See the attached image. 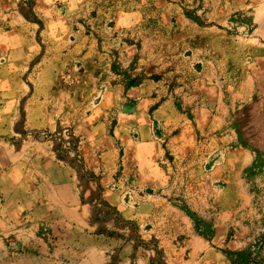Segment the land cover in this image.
<instances>
[{
  "label": "rangeland",
  "instance_id": "374dc122",
  "mask_svg": "<svg viewBox=\"0 0 264 264\" xmlns=\"http://www.w3.org/2000/svg\"><path fill=\"white\" fill-rule=\"evenodd\" d=\"M263 241L264 0H0V264Z\"/></svg>",
  "mask_w": 264,
  "mask_h": 264
},
{
  "label": "crops",
  "instance_id": "0c3cea01",
  "mask_svg": "<svg viewBox=\"0 0 264 264\" xmlns=\"http://www.w3.org/2000/svg\"><path fill=\"white\" fill-rule=\"evenodd\" d=\"M60 211L61 212L64 211V215H67L68 218L72 219L73 221H75L77 223H80V218L78 217V215L76 214V212L74 210L68 209L62 205V206H60ZM62 255H63V253H58V252L53 253L52 255H50L49 253H43V252L32 253L27 258H25V261H26V264H51L49 257L55 256V258L57 260L56 264H66V263H64V261L69 260V259H68V257H66L67 255H64V256H62ZM87 257L91 258L93 264H105L104 258L102 257V254L97 250H93L92 252H88ZM69 264H74V262H69Z\"/></svg>",
  "mask_w": 264,
  "mask_h": 264
},
{
  "label": "trees",
  "instance_id": "16d2710c",
  "mask_svg": "<svg viewBox=\"0 0 264 264\" xmlns=\"http://www.w3.org/2000/svg\"><path fill=\"white\" fill-rule=\"evenodd\" d=\"M231 264H264V241L233 254Z\"/></svg>",
  "mask_w": 264,
  "mask_h": 264
}]
</instances>
